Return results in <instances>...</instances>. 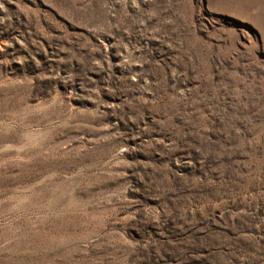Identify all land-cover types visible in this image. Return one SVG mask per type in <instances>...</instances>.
I'll list each match as a JSON object with an SVG mask.
<instances>
[{
    "label": "rangeland",
    "instance_id": "374dc122",
    "mask_svg": "<svg viewBox=\"0 0 264 264\" xmlns=\"http://www.w3.org/2000/svg\"><path fill=\"white\" fill-rule=\"evenodd\" d=\"M0 264H264V0H0Z\"/></svg>",
    "mask_w": 264,
    "mask_h": 264
}]
</instances>
